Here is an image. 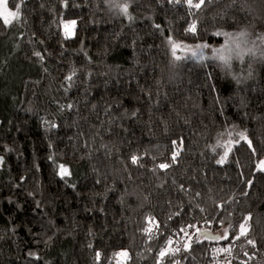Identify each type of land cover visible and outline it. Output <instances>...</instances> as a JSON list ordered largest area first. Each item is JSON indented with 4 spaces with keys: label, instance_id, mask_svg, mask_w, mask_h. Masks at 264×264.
Instances as JSON below:
<instances>
[{
    "label": "trees",
    "instance_id": "1",
    "mask_svg": "<svg viewBox=\"0 0 264 264\" xmlns=\"http://www.w3.org/2000/svg\"><path fill=\"white\" fill-rule=\"evenodd\" d=\"M245 27L264 48V0H26L11 43L0 18V264H264V60L228 75L170 43Z\"/></svg>",
    "mask_w": 264,
    "mask_h": 264
},
{
    "label": "snow or ice",
    "instance_id": "2",
    "mask_svg": "<svg viewBox=\"0 0 264 264\" xmlns=\"http://www.w3.org/2000/svg\"><path fill=\"white\" fill-rule=\"evenodd\" d=\"M169 3H173V4H181L182 2L184 4H186L187 6L191 7V8H195V9H201L202 5L205 4V0H198V2L196 3H193V0H168ZM0 3H3V0H0ZM23 3H26V0H22V4ZM21 5H17V10L16 12H12V13H9L10 16L16 18V19H19V10L21 8ZM112 7L114 8H117L120 12V14H123L125 16H128L129 19H131V16L128 14V7L129 5L127 3H124V4H117V3H112L111 4ZM5 23H9V21L7 19H5ZM72 24H75V21H72L71 22ZM67 27V25L65 26ZM158 27V26H157ZM187 32H191L193 34L196 33V23L195 21H193L189 26L188 28L186 29ZM216 35H223L225 37V43L223 46L219 47V48H213L212 49V55L210 57H205L204 55V52H203V49L208 47V45H197L195 50L191 51L190 53V57L189 58H192V59H197L199 61H203L205 60L206 58L207 59H210V60H216V59H220V60H224L225 62H227V57L224 55L225 52H230L231 51V44L234 43V36L236 35L235 33H228V32H217L215 33ZM240 36H243L244 33H240L239 34ZM261 41L264 42V37H261ZM170 43H172V48H173V57L175 60H181V57L179 56H176V52H175V49L177 47H179L178 44L176 43H173L171 41V38H170ZM36 56L40 57L41 59H43V57L41 56V54L39 52H36L34 53ZM67 80L71 81L72 80V76H69L66 78ZM69 108L72 107V105H69L68 106ZM52 127H55V125H52ZM240 138L241 139H244L247 141V137L241 133L240 134ZM248 144H249V147L251 148L252 147V144H251V141H247ZM176 141H173V145L175 146L176 145ZM182 145H183V141L181 140L180 142V149L178 150H174L173 153H172V162L173 163H176L177 162V157L179 156L180 154V150H182ZM228 151H231V149L229 148ZM228 151H226L224 153V156H222L219 160H217V164H223L225 161H226V158L228 156ZM139 159L137 156H132L131 160H132V163L133 164H137L139 162ZM158 167L160 169H167L170 167L169 164L167 163H163V164H160L158 165ZM257 168L259 171H264V160H261L259 161V163L257 164ZM60 175L63 177V176H66L68 175V170L63 166V165H60ZM249 184H251V181L248 182ZM181 188H183V186H181ZM218 207H222V205H218ZM249 219V217H245V222L244 223H241L240 224V231H239V235L235 236V239H240L241 237H244L247 235V232H248V229L246 227V223H247V220ZM146 231H150V229H146ZM181 231H184V229H181ZM185 235L187 236L188 233L185 232ZM202 235L204 236L205 239H210V240H216V241H219L221 239H227L228 236H227V231H225V234L223 236H214V235H211L210 233H202ZM189 239H191V237H189ZM171 241H169L170 243ZM195 243H200V240H196L194 241ZM247 243L249 245H252L253 247H255V241L252 240V239H248L247 240ZM185 250H187L188 248L191 247V244H186L185 246ZM219 251H222V252H231L230 248L228 249H219ZM118 255H123V256H127L128 253L127 252H122V253H119ZM167 255V252L165 250H161V252L159 253V256L161 258L165 257ZM100 256V253L97 252V258H99ZM176 264H179V262L177 261Z\"/></svg>",
    "mask_w": 264,
    "mask_h": 264
},
{
    "label": "rangeland",
    "instance_id": "3",
    "mask_svg": "<svg viewBox=\"0 0 264 264\" xmlns=\"http://www.w3.org/2000/svg\"><path fill=\"white\" fill-rule=\"evenodd\" d=\"M7 1L8 0H3V3H0V18H1V20L4 23H5V19H7L9 21V23H7V24L5 23V24L8 27V32H9L8 40H10V43H11L13 38H15V36H14L16 34L15 24L17 26L18 19H16V18H14V17L9 15V13L16 12L17 9L16 10H11L7 6ZM71 22L72 21H64V22H62V29L61 30H62L63 34L68 36V37H71L73 35V33H74V24H72ZM66 25H67V27H65ZM173 43H176V44L179 45V47H177L175 49L176 56L184 57V58H188V59L192 60V58H189L190 57V53H191V51L195 50L197 45H208V47L203 49V52H204L205 57H210L212 55V49L213 48H218V47H221V46L224 45L225 37L223 36L222 41L220 43H218V44L199 43V44H195V45H189V44H181V43H177V42H173ZM7 45L9 46V44H5L3 46V48H0V52L4 51V49H5V47ZM171 47H172V43H171ZM171 49H172V53H173V48H171ZM193 60H197V59H193ZM227 142H228L227 146H229L234 141L232 139H228ZM60 165H63L68 170V175L63 176V177L65 178V177L69 176L68 167L66 165H64V164H61V163H56L55 164L56 171H57L58 175L61 176L60 175Z\"/></svg>",
    "mask_w": 264,
    "mask_h": 264
},
{
    "label": "clouds",
    "instance_id": "4",
    "mask_svg": "<svg viewBox=\"0 0 264 264\" xmlns=\"http://www.w3.org/2000/svg\"><path fill=\"white\" fill-rule=\"evenodd\" d=\"M240 33H244L240 36ZM234 43L231 44V51L225 52L227 62L216 59L217 66L222 72L228 75L233 74V69L236 65L243 64L246 60H252L257 57L264 60V48H260L252 37V32L248 28H241L235 32ZM219 48V47H218Z\"/></svg>",
    "mask_w": 264,
    "mask_h": 264
},
{
    "label": "built area",
    "instance_id": "5",
    "mask_svg": "<svg viewBox=\"0 0 264 264\" xmlns=\"http://www.w3.org/2000/svg\"><path fill=\"white\" fill-rule=\"evenodd\" d=\"M220 259H222L223 261H225V258L223 257V256H221V258Z\"/></svg>",
    "mask_w": 264,
    "mask_h": 264
},
{
    "label": "water",
    "instance_id": "6",
    "mask_svg": "<svg viewBox=\"0 0 264 264\" xmlns=\"http://www.w3.org/2000/svg\"><path fill=\"white\" fill-rule=\"evenodd\" d=\"M202 233H205V232H201V236H203ZM203 237H204V236H203ZM209 240H210V239H209Z\"/></svg>",
    "mask_w": 264,
    "mask_h": 264
}]
</instances>
